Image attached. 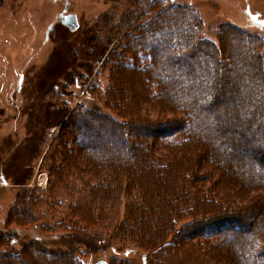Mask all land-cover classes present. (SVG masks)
<instances>
[{
	"label": "rangeland",
	"instance_id": "1",
	"mask_svg": "<svg viewBox=\"0 0 264 264\" xmlns=\"http://www.w3.org/2000/svg\"><path fill=\"white\" fill-rule=\"evenodd\" d=\"M151 2L153 1L0 0V234L5 231L17 234L12 248L6 247V245L0 248V252H5L7 256L0 258V264H19V261L25 258L27 252L21 254L20 244L25 237L28 242L37 241L40 245L42 244L46 259L40 261L39 256L32 250L31 254L27 255L29 258L24 260L23 264H59L60 258H70L74 261V256L80 258L84 264H97L100 260L106 261L107 264H147L151 252H147L144 247H139L138 244L130 241L132 239L126 243L119 235L113 236L114 227L111 225V228L103 230L107 223L113 221L114 218L117 223L124 220L128 199H130L125 192L129 194L133 192L131 195L134 198L138 196V186L134 182L124 178V182L128 181V190L123 189L124 195L117 203V207L113 208L110 204L104 203V208L109 213L103 221L92 218L88 214L92 220L89 226L84 221L75 226L70 221L67 207L77 201V198H84L86 194L80 195L78 191H69L68 188H61L56 193L57 191L54 189L58 184L52 179L50 169L53 168L52 162L60 161L61 155L58 151L54 152L59 138H62L60 134L65 133V138L70 140V138H76V133L83 131L84 135L78 142L75 139L69 141L72 152L69 153L68 147L65 148L67 155L73 156L74 159L75 152L87 156L86 151L81 148V143H79H83L84 138L90 136L86 131L92 134V138L98 133L95 118L87 116L85 118L75 114L72 112L75 108L96 106L97 108L103 107L105 112H110L111 108L108 106H112V103H105V100L113 78L120 84V93L117 96L121 100L124 98L121 101L122 105H126L128 99L125 96L128 93L126 89H137V79L139 78L142 82L146 79V75L137 74L135 70H127L124 67V62L119 66L115 65L114 59L117 58L121 47L126 50L132 48V45L136 46V50L150 46L156 49L159 47L161 50L158 58L160 64L164 58L178 54L177 52L182 48L179 47L180 37L177 26L181 24L183 30L195 28L190 18L191 11L182 8V6H190L192 11L201 18L202 33L199 35L217 45H220L219 30H226V24L243 28L242 33L227 29L228 33L225 38H230L224 43L223 59L225 61L221 72L231 80L229 82L232 84L230 90L232 94L244 95V91L245 95L254 94L252 90H242L241 79L245 71L239 68V64L245 61L249 51L257 50L259 53L262 51L260 56L264 65V0H166L169 5L177 4L179 6L174 10L177 13L173 15L174 17L169 15L173 13L171 8L165 9L164 5L168 4L158 3L149 7ZM144 9H149V11L140 14ZM150 10L164 11L160 15V20L163 22L161 25L150 26L149 22L155 19L151 18ZM72 13L78 20V26L75 29L64 24L60 19L61 14ZM155 14L157 15V13ZM135 20L137 22L140 20V25L134 24ZM157 20L159 19L157 18ZM194 24L199 25L195 21ZM259 36L263 38L262 43H258L256 40V37ZM169 38H172L173 41L172 39V42L168 41ZM252 39L254 41H251ZM140 41L144 43L139 44ZM139 52L143 51H138L135 54ZM206 59L209 63L210 60ZM139 61L141 67L148 64L146 60L145 62L142 59ZM208 63H206L208 72L200 68L199 72L202 75L211 74L208 70ZM182 68L187 69L186 64H183ZM162 69V79L165 78L172 82L171 87L175 92H181L184 86L178 78V74L173 70L169 71L164 66ZM147 74L150 83L155 80L152 73L148 72ZM218 86L220 83H217V86H212L209 93L217 92ZM146 89L154 94V87L148 86ZM116 104L120 105L118 101ZM210 108L214 109L216 113L220 112V108L217 106ZM226 109L228 110V108ZM204 118L209 119L208 123L213 124L208 116ZM260 121L263 122V119L260 118ZM215 124L214 126H217ZM191 125L192 120H190ZM228 131L237 139L241 136L248 139L245 147H238V151L242 155L241 161L234 160L231 154V149L236 148L237 139L230 143L224 138ZM255 131L249 129L248 132H245L239 126H235L216 134V131L210 127L206 139L200 138L198 141L203 147L208 145L207 148H209L210 144L215 148L218 146L219 153L213 155L215 163L226 159L227 165L225 166L232 170L235 165H238L246 174L247 172H257L253 167V163L257 161L250 156V150L254 148L255 144L253 141L256 135ZM262 134L264 136V132ZM141 135L145 136L143 133ZM190 137L194 140L196 134H190ZM112 141L100 138L96 141L92 140L90 144L94 143L95 146H99L101 151L110 149L113 151L112 149L116 148L117 153L115 152V154H124L130 149V145L126 142L115 141L112 143ZM221 143L227 145L225 147L228 149H222L219 145ZM215 157L216 159H214ZM210 161L212 160L206 159V165H210ZM259 161V164H264V158ZM87 164V158L86 161L84 157L77 158L74 169L89 174L91 169L86 167ZM218 167L220 168V166ZM68 169L71 168L68 166L65 170ZM104 174L103 168L100 178H104ZM65 175L67 174L65 173ZM212 176L214 177V175ZM239 178L244 180V174L236 176L235 181L239 182ZM209 180L210 177L207 182ZM224 181L219 183L222 189H235L234 180ZM207 182L203 183V192H208L227 202L225 196L219 194L218 189L213 191V189L207 188L211 181ZM76 184L79 185V183ZM84 184L86 183L84 182ZM190 186L191 183L188 184V189ZM191 188L195 187L191 186ZM258 188L260 190L259 202L262 204L264 186H258ZM29 190L33 195L37 193L41 200L31 204L25 199L24 203H21V200L17 199V193L20 191L25 193ZM164 199L165 197L162 196L160 202L167 204L168 202ZM172 199L175 200L174 197ZM18 207L27 210L29 226L9 228L6 223L8 213ZM96 207L95 210L99 209L98 206ZM213 211L224 213L225 210L214 208ZM155 215L154 209L153 215H148L147 212L143 213V217L150 216L152 222ZM194 216L196 215L192 214L179 218L183 224ZM243 220V228L250 230L254 227L252 226L254 223L248 224V220L253 222L252 217L245 216ZM255 221L258 224V218ZM142 222L147 221L143 218ZM43 224L44 228H42ZM150 227L152 225H149ZM262 227L264 228V226H260L259 235L264 232ZM204 229L201 230L202 234L206 231V227ZM187 231L190 229L185 228L184 231L175 234L174 242L177 245L162 247L158 246L160 243H157L158 251L155 250L152 253L162 257L174 252V248H177L176 250L179 252L186 245L192 248L190 245H195L194 239H191L189 243L183 241L185 240L183 238L187 237ZM220 231L226 232L218 235V239L230 240V230ZM148 232H151V229ZM214 239L204 241L208 243ZM179 242L181 245L178 244ZM18 252H20L18 257L13 256ZM7 254H11V260ZM181 262V264H188L187 258L182 259ZM227 262L225 259L222 264H227Z\"/></svg>",
	"mask_w": 264,
	"mask_h": 264
},
{
	"label": "trees",
	"instance_id": "2",
	"mask_svg": "<svg viewBox=\"0 0 264 264\" xmlns=\"http://www.w3.org/2000/svg\"><path fill=\"white\" fill-rule=\"evenodd\" d=\"M152 1L150 4L148 3L149 7L158 3L168 4L166 0ZM164 6L165 9L171 8L173 11L172 14H169L172 15L171 17L177 14L174 11L179 7L177 4ZM182 8L191 11L190 18L195 28L183 30L181 24L177 26L180 37L179 47L182 48L177 52L178 54L164 58L160 64L158 61L161 51L159 47L156 49L150 46L136 50V46L132 45V48H127V50L120 48L117 58L114 59L115 65L119 66L124 62V67L127 70H135L137 74L146 75L143 82L139 78L137 79V89H126L128 92L125 94L128 98L126 105L121 104L124 98L121 100L119 97L118 99L120 84L113 78L109 95L107 94L105 100V103H112V106H108L111 108L110 112H105L103 107L97 108L96 106L88 108L78 106L72 111L85 118L86 116L95 118L98 133L92 138V134L86 131L90 136L85 137L83 143H79H81V148L86 151L87 156L75 152L73 159V156L69 157L66 153L67 151L72 152L69 141L75 139L78 142L84 133L83 131L76 133V138L67 140L65 133L61 132L62 138H59L54 151H58L61 155L60 161L52 162L53 168L50 169L52 179L58 184L54 190L58 193L61 188H68L69 191H78L80 195L86 194L84 198H77V201L71 203L67 209L73 225L77 226L84 221L89 226L92 221L90 216L102 221L108 216L109 211L104 208V203L110 204L113 208L117 207V203L124 195L123 189L128 190V181L124 182V178L134 182L138 186V196L134 198L131 195L133 192L130 194L125 192L130 199H128L124 220L117 223L114 218L113 221L107 223L103 230L112 226L114 227L113 236L119 235L126 243L132 239L130 241L138 244L139 247H144L147 252H151L147 264H181V260L184 258H187L188 264H222L225 259L228 261L227 264H264V232L261 235L258 234L260 226H264V197L261 204L258 188V186H264V164H259V160L264 158V136L262 134L264 132V65L260 56L262 51L260 53L257 50L249 51L245 61L239 64V68L245 71L241 79L242 90L249 89L254 94L245 95V91L243 92L244 95L232 94L230 79L221 72L225 61L223 48H225L224 43L230 38H225L228 33L227 29L242 33L243 28L226 24V30H219L220 45H217L199 35L202 33L200 27L202 24L201 18L196 12H193L190 6L185 5ZM145 11L147 12L149 9H144L140 14ZM150 11L151 18H155L149 22L150 26L161 25L163 22L160 20V15L164 11ZM194 21L199 25L196 26ZM136 23L140 25V20L138 22L135 20L134 24ZM147 26L150 28L149 25ZM171 39L169 38L168 41ZM256 40L258 43L263 42V38L260 36L256 37ZM140 42L138 43H144ZM227 45L230 46L229 43ZM138 51L143 52L135 54ZM206 58L210 60L209 63ZM141 59L143 62L146 60L148 64L141 67L139 61ZM206 63L209 64L210 75L207 73L202 75L199 72L200 68L208 72ZM183 64H186L187 69L182 68ZM162 66L178 74V78L184 86L181 92H175L171 87L173 83L165 78L162 79ZM148 72L152 73L155 79L151 83L147 76ZM217 83H220L217 92L209 93L210 88L214 85L217 86ZM148 86L154 87V94L146 89ZM117 101L120 105L116 104ZM211 106L219 107L220 112L216 113L214 109L210 108ZM206 116L212 120L210 122L213 124L208 123L209 119L204 118ZM260 118L263 119V122L260 121ZM190 120H192L191 126ZM214 123L217 126H214ZM235 126H239L245 132H248L249 129L256 130L253 139L255 144L254 148L250 150V156L255 161H259L253 163L257 172L245 174L238 165H235L231 170L225 166L227 165L226 159L215 163L213 155L219 153L218 146L215 148L210 144V147L207 148L208 145L204 147L200 145V138L206 139L210 127L218 134L225 131L226 128ZM141 133L145 136L143 137ZM193 133L196 134L194 140L190 137V134L193 135ZM100 138L108 141L113 140L112 143L115 141L126 142L130 145V149L124 153L125 155L115 154V152L117 153L116 148L112 149L113 151L111 149L101 151L99 146H95L94 143L90 144L92 140L96 141ZM224 138L230 143L237 139L230 131ZM247 142L248 139L244 136L237 139L235 143L237 149H231L234 160L241 161L242 155L239 153L238 147L244 146ZM219 145L222 149H228L224 143ZM67 147L68 150L66 151L65 148ZM80 157H84L85 161L86 158L88 159L86 167L91 169L89 174L75 171V159ZM206 159L212 160L210 165H206ZM68 166L71 169L65 170ZM103 168L104 178H100ZM243 174L244 180L239 178V182H236V176ZM209 177L211 184L207 182ZM224 179L226 182L234 180L235 189H222L219 183ZM205 182L209 183L207 188L213 189V191L218 189L219 194L224 195L227 202L222 198L212 196L208 192H203V183ZM189 183L195 188L192 189L190 186L188 189ZM214 184L218 187H214ZM162 196L165 197L164 200L168 202L167 204L160 202ZM173 197L175 200L172 199ZM18 198L21 203L27 199L31 204L41 200V197L37 193L33 195L31 190L25 191V193L20 191L17 193ZM187 199H189L188 203ZM96 206L99 209L95 210ZM214 208L225 211L224 213L213 211ZM153 209L156 211V215L152 222L150 216L143 217V213L147 212L148 215H153ZM227 210L229 212H226ZM192 214L196 216L182 224L179 217L184 218ZM245 216L253 218V222L248 220L249 225L254 223L252 225L254 227L250 230L243 228L242 221H244ZM27 218V210L18 207L8 213L6 223L12 229L13 226L25 228L29 226ZM143 218L147 222L143 223ZM256 218H258V224L255 221ZM149 225L152 227L149 228ZM212 225L214 226L212 227ZM205 227L206 231L202 234L201 230ZM42 228H44V224ZM185 228L190 229V231L186 232L187 237L183 238L185 239L183 241L189 243L191 239H194L195 245L193 243L190 245L192 248L186 245L181 248V252L174 248V252L162 257L152 253L155 250L158 251V246L177 245L174 242V236L176 233L184 231ZM149 229L151 232H148ZM226 229L230 230L231 241L217 238L218 235L226 232L220 230ZM16 237L15 232H2L0 234V248L5 245L12 248ZM26 239L25 237L20 242L21 254L27 252V255H30L31 251L34 250L33 253L39 256L40 261L46 259L45 250L41 247L42 244L40 245L37 241L28 242ZM208 239L214 240L206 243L204 240ZM157 243L160 245L157 246ZM178 244L181 245L180 242ZM185 249L188 250L183 251ZM194 250L196 252H193ZM7 255L11 257V260V254ZM14 255L18 257L20 252L14 253ZM27 255L19 261V264H23L24 260L29 258ZM4 256L7 257L5 252H0V258ZM60 259L59 264H84L76 256H74V261L70 258Z\"/></svg>",
	"mask_w": 264,
	"mask_h": 264
},
{
	"label": "water",
	"instance_id": "3",
	"mask_svg": "<svg viewBox=\"0 0 264 264\" xmlns=\"http://www.w3.org/2000/svg\"><path fill=\"white\" fill-rule=\"evenodd\" d=\"M60 19L64 24L69 25L72 29L77 28L78 26V20L75 14H61ZM97 264H107L106 261H99Z\"/></svg>",
	"mask_w": 264,
	"mask_h": 264
}]
</instances>
